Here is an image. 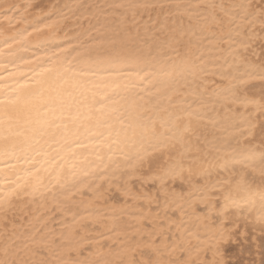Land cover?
Returning <instances> with one entry per match:
<instances>
[{"label": "snow or ice", "instance_id": "obj_1", "mask_svg": "<svg viewBox=\"0 0 264 264\" xmlns=\"http://www.w3.org/2000/svg\"><path fill=\"white\" fill-rule=\"evenodd\" d=\"M260 5L254 7L251 0H236L227 6L208 4L213 11L197 14L195 25L189 28L195 45L190 38L183 51L169 45L170 51L158 47L155 54L145 55L125 51L124 44L95 52L84 46L57 44L46 48L43 58L33 53L36 66L31 74L14 77L12 84L0 80V212L3 218L7 219L13 200L22 194L39 200L42 207L50 203L52 212L68 211L67 206L85 187L101 198L103 192L96 185L97 180L109 186L115 182L124 196L141 198L132 192L129 178L141 172L145 163L155 169L161 182L183 177L185 153L191 150L188 137L194 128L191 119L182 123L179 115L164 108L161 98L172 104L173 95L185 87L197 95V81L207 74L204 53L211 50L205 44L226 42L238 55L233 45L247 48L244 37L251 38L257 25L264 32V0H260ZM126 7L133 10L147 5ZM217 9L222 15L216 14ZM213 25L218 32L212 31ZM26 34L30 35L25 30L17 37H4L0 55L8 49L7 55L15 57L8 63L30 62L17 56L13 47L18 44L21 50L27 51ZM136 81L150 83L154 91L145 90L149 91L148 96L135 92ZM214 94L227 98L231 89L223 88ZM183 111L190 118H202L199 111ZM217 169L227 175L218 176L211 185L217 191L211 195L222 200L225 209L237 208L242 214H253L264 234V148L232 149L222 163L208 162L199 172L210 177ZM257 170L259 180L255 175ZM187 171L189 176L193 175L191 166ZM194 188V192L188 193L189 198L197 195L203 201L209 197L207 183ZM184 195L183 191L164 192L165 202L168 203L169 197L174 201L183 199ZM142 198L149 203L153 199L146 195ZM80 204L84 205V201ZM179 208L182 216L189 215L183 204ZM82 211L90 214L92 209L85 205ZM120 213L130 214L124 209ZM80 215V212L73 214V223ZM186 227L183 219L177 223V228ZM160 235L166 237L164 232ZM188 235L195 234L188 230ZM195 238L200 240L198 235ZM58 239L59 242L49 236L39 241L31 237L20 240L13 232L0 245V264H197L194 260L165 259V254L174 246L166 240L151 244L147 259L124 261L109 260L99 251H91L74 232L61 233ZM195 247L190 244L188 249L181 247V251L191 252ZM63 249L75 252V258L59 255ZM212 264L219 262L214 260Z\"/></svg>", "mask_w": 264, "mask_h": 264}, {"label": "bare ground", "instance_id": "obj_2", "mask_svg": "<svg viewBox=\"0 0 264 264\" xmlns=\"http://www.w3.org/2000/svg\"><path fill=\"white\" fill-rule=\"evenodd\" d=\"M55 1L0 0V48H3L5 36L17 37L25 30L30 33L26 34L24 41L28 46L27 51L21 50L18 44L13 45L16 55L23 56L30 62L25 64L17 60L16 65L8 63L15 57L8 56V49H4L5 54L0 55V80L12 84L14 77L24 73L31 74V69L36 66L35 57L43 58L44 50L57 44L62 47L66 44L84 46L93 52L118 48L124 44L125 51L134 50L136 54L145 55L149 52L155 54L158 47L170 51L169 45L179 47L183 51L190 38L193 45L196 43L189 28L195 25L197 14L212 12L213 10L207 7L210 3L227 6L236 2L98 0L104 1L105 8L108 7L105 13L98 8H79L83 1L92 0H57L58 3ZM129 4L147 7L130 10L126 7ZM152 9H155L153 14L150 12ZM143 14L145 18H150L142 20ZM216 14L222 15L219 9ZM138 23L142 25L138 26ZM212 31L219 30L213 25ZM253 32L251 38H248V35L244 37L247 48L233 45V48H237L238 55L229 49L226 42L205 44L211 50L204 53L207 74L197 81V95H192L191 90L185 87L173 95L172 104H169L166 98H161L160 102L164 108L179 115L182 123L191 119L194 128V132L188 137L191 150L185 153L183 177L161 182L155 169L145 163L141 172L129 178V187L141 198L134 200L124 196L115 182L109 186L103 180H97L96 185L101 186L103 196L96 198L93 191L85 187L75 195L74 202L67 206L68 211L58 209L52 212L50 203L47 207H42L39 200L22 194L20 198L13 200V207L6 220L0 212V245H3L6 236L13 232L20 240L31 237L39 241L54 236L57 242L61 233L74 232L84 241L85 247L93 252L99 251L109 260L147 259L150 245L161 244L162 240H166L174 246L165 254V259L194 260L197 264H212L215 260L219 264H227V246L234 243L237 234L243 240L244 235L252 231L250 234L256 253L260 246L255 235L261 233V230L254 215L248 212L242 214L237 208L225 209L222 207L223 201L211 195L213 191H217L211 185L218 176L227 173L217 169L210 177H205L199 172L201 166L207 167L208 162L222 163L231 155L232 149L264 148V79H261V76H264V50L261 52L254 48L255 42L264 39V32L258 25ZM223 88H230L231 95L223 98L214 94ZM145 90L154 91L150 83L141 84L136 81L134 91L148 96L149 91ZM193 101L196 103H192ZM184 109L199 111L202 118H190ZM164 159L166 160L167 156ZM190 166L193 170L192 176H189L187 171ZM255 175L259 180L258 170ZM206 183L209 191L207 199L202 201L197 195L189 198L188 193L195 191V185ZM173 190L183 191V199L174 201L169 197L166 203L164 192ZM111 195L117 199H111ZM145 195L153 198L151 203L142 198ZM80 201H84V205H81ZM180 204L184 205V211L189 215L182 216ZM85 205L92 209L90 214L83 213ZM120 209L130 214L122 215ZM77 212L81 215L73 223V214ZM181 219L185 221L186 228H177ZM188 230L195 235H188ZM161 232H164L166 237H161ZM196 235L200 237L199 241L196 240ZM190 244L196 246L191 252L181 251V247L188 249ZM59 255L74 259L76 254L63 249Z\"/></svg>", "mask_w": 264, "mask_h": 264}, {"label": "rangeland", "instance_id": "obj_3", "mask_svg": "<svg viewBox=\"0 0 264 264\" xmlns=\"http://www.w3.org/2000/svg\"><path fill=\"white\" fill-rule=\"evenodd\" d=\"M55 2L58 3L57 0ZM252 3H253V6H255V7L259 8L261 6L259 0H253ZM257 4H258V6H256ZM162 5H164V4H162ZM79 8L86 9V10H89L92 8H96V9L98 8V10H101L102 12H105V13L107 12V9H108V7L105 8L104 1L98 2V0H95V1L92 0L90 2L89 1L88 2L83 1L80 4ZM150 12H151V14H153L155 12V9H152ZM149 18L150 17L145 18L144 14L142 15V20H145V19L148 20ZM140 25H142V23H138V26H140ZM148 25H151V23H148ZM263 41H264V39L255 42V44H254L255 50H259L261 52L264 50V42ZM111 196H112L111 199H113V200L117 199L115 196H113V195H111ZM251 232L252 231L247 232L249 234L246 233L245 234L246 236L244 235L245 238L243 240H242V238H240L239 234H237V239L235 240L236 242L234 241V243H232V244L230 243L227 246V249H228V250L226 249V262H227V264H262V261H264V234L258 232V234L256 233V235H255V237L257 239L256 242L258 241L257 244L260 246V247H258L257 252L255 253L254 252V249H255L254 244H252L253 240H252V235H251L252 233ZM248 235H249V237H248ZM238 236L240 239L238 238ZM247 237H248V239H247Z\"/></svg>", "mask_w": 264, "mask_h": 264}]
</instances>
